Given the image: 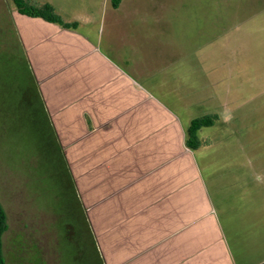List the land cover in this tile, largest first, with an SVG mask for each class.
<instances>
[{"label": "crops", "instance_id": "0c3cea01", "mask_svg": "<svg viewBox=\"0 0 264 264\" xmlns=\"http://www.w3.org/2000/svg\"><path fill=\"white\" fill-rule=\"evenodd\" d=\"M28 2L49 4L75 24L9 13L93 259L264 264V188L237 173L231 157L199 161L185 145L191 121L216 108L203 97L192 103L191 76L174 66L176 46L161 45L167 14L143 11L135 6L141 0Z\"/></svg>", "mask_w": 264, "mask_h": 264}, {"label": "rangeland", "instance_id": "374dc122", "mask_svg": "<svg viewBox=\"0 0 264 264\" xmlns=\"http://www.w3.org/2000/svg\"><path fill=\"white\" fill-rule=\"evenodd\" d=\"M74 1L73 5L82 4ZM137 5L143 11L167 14L161 45L176 46L174 66L191 76L192 103L203 97L209 99L207 106L216 108L214 125L199 136L205 147L203 154L197 149L198 160L202 155L229 156L231 165L240 163L237 173L264 188V0H141ZM13 7L12 0H0L5 264H100L91 255L85 217L58 144L48 141L46 129L39 128L21 100L27 78L14 43L9 14ZM84 244L89 256L83 252Z\"/></svg>", "mask_w": 264, "mask_h": 264}, {"label": "trees", "instance_id": "16d2710c", "mask_svg": "<svg viewBox=\"0 0 264 264\" xmlns=\"http://www.w3.org/2000/svg\"><path fill=\"white\" fill-rule=\"evenodd\" d=\"M12 3L14 4V7L16 8L17 12L22 15H26L33 18H41L46 22L56 24L60 26L63 29H74L75 24H67L62 21V19L57 16V14L54 11V8L49 4H43V5H33L30 2L26 0H12ZM14 43L17 45L16 50H20V46L18 44V41L14 37ZM14 49V48H13ZM21 53V60L24 63V69L26 72V78H27V87L22 95V102L28 108L27 110L31 114V117L33 118L34 122H36L37 125H39L40 129L44 131L46 129V133L48 136L49 142H55V138L52 132V129L50 127V124L48 123L46 119V115L44 113L43 104L41 101V98L39 96V92L36 86V82L34 78L31 75V72L29 70V67L27 65V62L20 50ZM39 118V120H35L34 117ZM216 119V116L213 114L205 115L200 118H196L191 121L189 124V127L186 131V139H185V145L188 149L195 151L197 150L201 142L198 138V134L200 130L204 128H209L214 125V121ZM43 124V127H41ZM7 229V223H6V214L0 205V264H5V260L3 257V251H2V237Z\"/></svg>", "mask_w": 264, "mask_h": 264}]
</instances>
